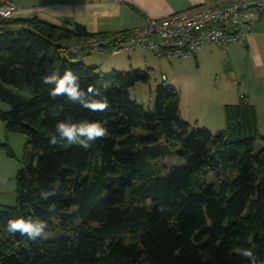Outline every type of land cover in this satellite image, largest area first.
I'll return each instance as SVG.
<instances>
[{
	"label": "trees",
	"instance_id": "obj_1",
	"mask_svg": "<svg viewBox=\"0 0 264 264\" xmlns=\"http://www.w3.org/2000/svg\"><path fill=\"white\" fill-rule=\"evenodd\" d=\"M117 34L0 20V81L33 95L0 111L6 131L28 140L15 177L16 204H0V264H249L240 248L264 261V149L254 151L261 138L256 108L240 97L224 107V127L212 133L183 119L180 92L160 85L153 110H146L129 91L149 83L147 71L103 75L83 61L91 40ZM66 69L85 91L99 88L95 98L106 97L109 110L52 100L40 77ZM65 118L100 121L109 134L88 149L51 143L57 120ZM0 149L13 156L7 144ZM171 157L183 164L170 167L164 160ZM42 189L57 195L42 201ZM11 218L54 221L69 235L32 241L7 232Z\"/></svg>",
	"mask_w": 264,
	"mask_h": 264
},
{
	"label": "crops",
	"instance_id": "obj_2",
	"mask_svg": "<svg viewBox=\"0 0 264 264\" xmlns=\"http://www.w3.org/2000/svg\"><path fill=\"white\" fill-rule=\"evenodd\" d=\"M3 1L10 2L17 7V11L12 18L14 20L38 19L58 27L65 26L67 28H72L77 24L85 27L89 33L93 34H116L139 30L149 19L164 18L173 13L187 11L211 2V0ZM135 51L139 50L127 53L130 54ZM219 53H223L226 57L223 68L234 78L232 85L234 87L230 86L231 89L225 91L220 103L221 106L216 110L214 109L215 121L212 124L219 126L224 119V107L235 104L240 97H244L256 108L259 133L264 138V17H259L250 23L249 34L245 44L203 48L192 59V62L197 69L203 63L212 62L214 67L218 65L216 68L220 70L222 59L218 56ZM149 54L153 55L152 53ZM153 56L155 57V55ZM83 61L87 66L97 67L101 73L103 71L129 72L135 69L141 71L151 69V60L145 59L142 63L133 59L131 55H128L124 60L118 61ZM174 78L172 79L173 86L179 85L178 77L174 76ZM165 81H168L167 77ZM181 100L180 98V112L183 119L191 125H201L212 133L219 131V129H214L218 127H211L210 120L206 121L203 119L202 123L198 116L192 115L194 111H187L185 114Z\"/></svg>",
	"mask_w": 264,
	"mask_h": 264
},
{
	"label": "rangeland",
	"instance_id": "obj_3",
	"mask_svg": "<svg viewBox=\"0 0 264 264\" xmlns=\"http://www.w3.org/2000/svg\"><path fill=\"white\" fill-rule=\"evenodd\" d=\"M128 55H131L133 59L142 63L145 59L151 60V69L147 70L150 81L149 83H138L130 89L131 101L142 105L148 111H152L156 97V87L160 85L171 87L172 85V88L180 92L182 108H184L183 111L185 114L187 111H194L192 115L198 116L202 123L203 119L206 121L210 120L209 123L212 125L211 127H218L214 129L219 130L223 129L225 124L224 119L219 126H214L212 124L215 121L214 109L216 110L221 106L220 103L223 94L226 90L231 89L230 86L234 83L232 75L223 68L226 61V57L223 53L218 54L222 59L220 70L216 68L218 65L214 67L212 62L203 63L201 67L197 69L192 59L183 61L176 57L162 59L141 50L130 54L123 52V54L116 56L106 51L103 53L93 52L83 59L87 62L118 61L124 60ZM112 72L113 71H103L102 74L109 75ZM162 75H165L168 81H162ZM174 76L178 77L179 85H175L177 87L172 84ZM185 83H187L186 86H184ZM32 96V93L28 91L18 90L0 81V111H11L15 105L31 99ZM200 127L203 126L200 125ZM134 131L140 133V130ZM27 142L28 140L25 135L7 132L5 124L0 121V143L7 144L13 153L11 157L7 154L5 149H0V204L4 206H14L16 204L15 177L18 170L23 167V157L27 150ZM263 149L264 140L263 137H261L256 141L254 151L259 152ZM28 151H30V149ZM164 162L170 167L183 164L182 161L176 157L165 159ZM168 172L169 170L166 173ZM46 224L48 225L46 229L47 238L43 240H53L69 235L67 231L57 227L54 221H52V225L49 223Z\"/></svg>",
	"mask_w": 264,
	"mask_h": 264
},
{
	"label": "built area",
	"instance_id": "obj_4",
	"mask_svg": "<svg viewBox=\"0 0 264 264\" xmlns=\"http://www.w3.org/2000/svg\"><path fill=\"white\" fill-rule=\"evenodd\" d=\"M16 11L15 5L0 0V20L12 19ZM259 17H264V0H211L210 4L149 19L139 30L93 39L87 51L121 54L141 50L159 58L189 60L209 46L245 44L250 23ZM109 44L111 48H106Z\"/></svg>",
	"mask_w": 264,
	"mask_h": 264
},
{
	"label": "clouds",
	"instance_id": "obj_5",
	"mask_svg": "<svg viewBox=\"0 0 264 264\" xmlns=\"http://www.w3.org/2000/svg\"><path fill=\"white\" fill-rule=\"evenodd\" d=\"M40 83L47 87L48 96L52 100L59 97L65 98V101L72 104H78L83 109L90 112H106L109 110L110 104L107 98L96 99L101 96L99 88L89 85L87 90L81 88L79 76L71 69H66L63 74L57 71H50L40 77ZM106 88V85L102 86ZM60 105L55 106L53 115H58L56 110ZM108 129L100 122L93 120H78L73 122L71 118L57 120L55 124V135L51 138V143L55 144L59 141H66L70 145H79L84 149H88L93 143L102 140L108 135ZM57 195L55 189L41 190L38 198L42 201H49L50 198ZM47 211L53 213L56 211V203L47 204ZM6 230L10 234H19L27 237L29 240L37 241L46 239V229L48 225L38 219L31 218H11L5 225ZM239 255L247 258L249 264H264V261L257 259L251 249H237Z\"/></svg>",
	"mask_w": 264,
	"mask_h": 264
}]
</instances>
